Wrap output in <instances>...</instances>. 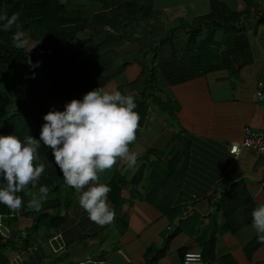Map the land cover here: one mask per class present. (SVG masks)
<instances>
[{
  "label": "crops",
  "instance_id": "0c3cea01",
  "mask_svg": "<svg viewBox=\"0 0 264 264\" xmlns=\"http://www.w3.org/2000/svg\"><path fill=\"white\" fill-rule=\"evenodd\" d=\"M150 1L162 31L173 32L175 45L169 51L182 55L190 21L209 13V0ZM216 1L238 18L199 32L193 39L194 69L154 72L153 91L145 98L147 116L130 145L138 153L137 165L129 169L118 162L100 175L99 182L111 188L107 202L115 222L100 227L90 221L74 190L63 203L62 224L38 233L26 251L0 250V264H181L185 251L200 252L209 240L208 264H264V243L251 227L253 209L264 204V155L248 149L233 157L227 153L244 128L264 132V0ZM164 71L190 76L175 80ZM138 73L132 64L103 89L113 91ZM258 82L262 98L254 97ZM30 223L19 215H0L2 240L15 242L17 232Z\"/></svg>",
  "mask_w": 264,
  "mask_h": 264
},
{
  "label": "trees",
  "instance_id": "16d2710c",
  "mask_svg": "<svg viewBox=\"0 0 264 264\" xmlns=\"http://www.w3.org/2000/svg\"><path fill=\"white\" fill-rule=\"evenodd\" d=\"M240 1L244 4L250 2ZM209 5L208 14L192 19L191 30L182 49L184 52L175 56L169 51L175 45L173 32L162 31L159 13L150 0H0V14L11 16L18 12L21 30L25 32L27 41L34 43L32 49H17L11 40L15 26L12 31H0V82L8 88L5 90L14 89L17 94L12 95V100L0 88V135H16L21 140L30 135L39 139L43 116L50 110L63 111L69 101L81 100L87 92L103 88L121 76L128 66L135 64L139 67L136 78L121 83L115 90L134 97V111L140 117L137 137L147 116L145 98L153 91L154 72L163 67L181 71L194 69L198 65V57L193 55L197 50L194 37L202 29H219L232 24L239 16L219 1L209 0ZM156 34H161V38L158 39ZM132 45L138 46V50L120 52ZM29 59L33 65L39 61L38 67L42 68L32 83L27 75L29 71L34 75L35 67H30ZM166 73H169L167 77L175 80L190 76H173L177 73L172 71ZM158 106L169 114L164 105L158 102ZM181 143L188 147L186 141ZM39 156L38 163L45 164V171L36 189L18 193L24 202L19 212H10L0 204V215H19L29 218L31 223L17 232L15 242L10 239L3 241L0 235V250L18 248L26 251L38 233L55 230L65 219L62 212L66 204L64 206L63 203L74 189L65 185L50 149L41 145ZM3 185L0 179V187ZM39 186L48 187V199L40 211L29 210V192L38 191ZM211 242L209 240L199 252L204 263V255L210 258Z\"/></svg>",
  "mask_w": 264,
  "mask_h": 264
},
{
  "label": "clouds",
  "instance_id": "9594fccd",
  "mask_svg": "<svg viewBox=\"0 0 264 264\" xmlns=\"http://www.w3.org/2000/svg\"><path fill=\"white\" fill-rule=\"evenodd\" d=\"M19 16L18 12L11 16L0 14V31H12L15 26L11 40L17 49L28 43L18 23ZM39 63L33 65L28 60L30 67H38ZM135 108L132 95L98 87L81 100L66 103L63 111L50 110L45 114L39 139L30 135L23 140L16 135H0V179L4 182L0 187V204L10 212H19L24 202L18 193L37 188L45 171V164L38 163L43 145L50 149L65 185L79 194L78 204L88 219L100 227L113 224L116 213L107 202L111 188L99 182L100 175L118 162L129 169L137 165L138 153L130 148L136 141L140 120ZM48 193L47 186L29 192L27 208L40 211ZM251 227L264 243V204L253 209Z\"/></svg>",
  "mask_w": 264,
  "mask_h": 264
},
{
  "label": "built area",
  "instance_id": "2783aa9c",
  "mask_svg": "<svg viewBox=\"0 0 264 264\" xmlns=\"http://www.w3.org/2000/svg\"><path fill=\"white\" fill-rule=\"evenodd\" d=\"M263 85L258 82L255 86L254 97L262 98ZM241 149H248L259 155H264V132L254 133L248 128H244L242 137L238 142H233L228 145L227 153L230 156H235ZM181 264H206L202 261V257L197 251H185L182 254Z\"/></svg>",
  "mask_w": 264,
  "mask_h": 264
},
{
  "label": "rangeland",
  "instance_id": "374dc122",
  "mask_svg": "<svg viewBox=\"0 0 264 264\" xmlns=\"http://www.w3.org/2000/svg\"><path fill=\"white\" fill-rule=\"evenodd\" d=\"M193 9V8H192ZM185 11L184 12H186V14H185V16L188 18V16H191V12L189 11V9H184ZM177 11V10H176ZM184 12H181V11H177L176 13L177 14H180V15H183L184 14ZM195 18V17H194ZM192 21V20H191ZM191 21H190V23H191ZM182 25H183V23H182V21L180 22V24H179V27L180 28H178V32H180L182 29H181V27H182ZM184 27V26H183ZM199 34V33H198ZM197 34V35H198ZM196 35V36H197ZM195 36V37H196ZM195 37H194V39H195ZM34 43H27V45H25V48H31V46L33 45ZM194 55V54H193ZM49 63H50V61H49ZM131 66V65H130ZM158 66H155V68H157ZM35 73H34V75L32 74L33 72H28V75H27V78H28V81L29 82H31L32 83V81H33V79H35V77L37 76L38 77V75L42 72V68L41 67H35ZM26 78V77H25ZM24 78V79H25ZM25 81V80H24ZM23 81V82H24ZM23 82H21V83H23ZM18 84V83H17ZM34 84H36V81H35V83ZM0 88L2 89V90H4L10 97H12V100L14 99V96H12L13 94L14 95H17L16 93H15V91H14V89H9L8 91L7 90H5V89H8V88H6V87H3L2 86V84H1V82H0Z\"/></svg>",
  "mask_w": 264,
  "mask_h": 264
}]
</instances>
